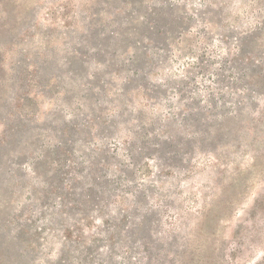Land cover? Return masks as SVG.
I'll use <instances>...</instances> for the list:
<instances>
[{
  "label": "rangeland",
  "instance_id": "obj_1",
  "mask_svg": "<svg viewBox=\"0 0 264 264\" xmlns=\"http://www.w3.org/2000/svg\"><path fill=\"white\" fill-rule=\"evenodd\" d=\"M0 264H264V0H0Z\"/></svg>",
  "mask_w": 264,
  "mask_h": 264
}]
</instances>
